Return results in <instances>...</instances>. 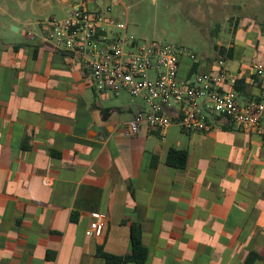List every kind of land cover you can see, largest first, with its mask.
<instances>
[{
    "label": "crops",
    "instance_id": "obj_1",
    "mask_svg": "<svg viewBox=\"0 0 264 264\" xmlns=\"http://www.w3.org/2000/svg\"><path fill=\"white\" fill-rule=\"evenodd\" d=\"M81 1L120 22L96 1L56 11L68 16ZM13 5L23 36L0 42V264H104L97 248L129 253L132 223L144 264H245L251 252L264 264V115L250 132L220 119L207 133L172 125L162 139L143 126L128 137L143 100L96 93L83 58L44 46L40 22L66 17L45 15L51 0ZM231 42L225 67L238 99H255L250 64L264 37L237 30ZM216 57L180 58L178 78L210 73ZM171 148L187 151L183 170L165 165ZM94 214L105 219L100 238L85 235Z\"/></svg>",
    "mask_w": 264,
    "mask_h": 264
},
{
    "label": "built area",
    "instance_id": "obj_2",
    "mask_svg": "<svg viewBox=\"0 0 264 264\" xmlns=\"http://www.w3.org/2000/svg\"><path fill=\"white\" fill-rule=\"evenodd\" d=\"M40 25L44 46L84 59L87 85L96 93L110 96L125 90L143 100L146 108L137 111L125 127L128 137L135 136L143 126L158 132L162 139L172 125L185 133H207L220 119L230 120L244 132L260 129L259 120L264 115V53L250 64L260 85L259 95L240 102L234 89L236 80L222 58L216 57L210 73L180 80V58L196 62L193 53L173 44L129 40L126 19L113 25L103 12L87 8L84 1L65 18L43 19ZM164 108L172 109V113ZM105 225V219L94 214L85 235L100 238Z\"/></svg>",
    "mask_w": 264,
    "mask_h": 264
},
{
    "label": "rangeland",
    "instance_id": "obj_3",
    "mask_svg": "<svg viewBox=\"0 0 264 264\" xmlns=\"http://www.w3.org/2000/svg\"><path fill=\"white\" fill-rule=\"evenodd\" d=\"M15 0H0V42L17 40L23 27L11 19L18 15ZM79 0H51L45 15L63 18L56 8ZM107 5L127 23V39L173 44L196 58L214 57L217 47L230 44L237 30L264 37V0H87ZM123 14V17H122ZM19 28V31L13 29ZM112 31L115 32V29ZM260 40V39H259Z\"/></svg>",
    "mask_w": 264,
    "mask_h": 264
},
{
    "label": "trees",
    "instance_id": "obj_4",
    "mask_svg": "<svg viewBox=\"0 0 264 264\" xmlns=\"http://www.w3.org/2000/svg\"><path fill=\"white\" fill-rule=\"evenodd\" d=\"M217 57L223 60L232 58L233 54V42L230 43L228 48L217 47ZM238 90L237 86H234ZM187 162V151L181 149L171 148L168 150L165 165L171 168L183 170ZM129 241L130 251L124 255H115L107 253L103 248H97L96 255L103 259L104 264H144L148 257L146 247L142 242V229L139 224L132 223L129 226ZM257 258L256 253H249L246 258L245 264H251Z\"/></svg>",
    "mask_w": 264,
    "mask_h": 264
},
{
    "label": "water",
    "instance_id": "obj_5",
    "mask_svg": "<svg viewBox=\"0 0 264 264\" xmlns=\"http://www.w3.org/2000/svg\"><path fill=\"white\" fill-rule=\"evenodd\" d=\"M13 29H14L15 31H17V28L13 27Z\"/></svg>",
    "mask_w": 264,
    "mask_h": 264
}]
</instances>
